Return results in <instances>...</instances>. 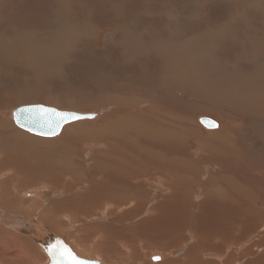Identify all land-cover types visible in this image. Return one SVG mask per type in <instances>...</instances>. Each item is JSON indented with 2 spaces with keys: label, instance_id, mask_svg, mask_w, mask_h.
Returning a JSON list of instances; mask_svg holds the SVG:
<instances>
[{
  "label": "rangeland",
  "instance_id": "1",
  "mask_svg": "<svg viewBox=\"0 0 264 264\" xmlns=\"http://www.w3.org/2000/svg\"><path fill=\"white\" fill-rule=\"evenodd\" d=\"M102 2L103 1H98L97 4L94 5L93 2L90 3L87 0H68V5L66 7L61 3L59 6H50L52 9L47 7L45 11L43 10L44 20L42 21L40 19L36 21L25 20L29 22L30 25H24L25 28H23L25 30L22 29L23 32L22 30L19 31V33L18 31L12 32L11 34L15 38L11 37L12 41L9 40L10 37L8 38L3 35L0 36V55L3 58L0 63V71H4L2 73V78L0 79V96H4L5 98L10 95L9 99H11V102L5 100H3L4 102H1L0 97V107L2 106L0 119H3V123L20 130L13 123L12 111L23 105L40 104L47 107H55L59 110L96 114V117L93 120L78 121L66 125L62 130L81 124L88 127V125L91 124L92 126L102 117L110 114V111L115 107L113 106V103L116 100V102L119 101L121 103L138 101L151 102L153 99L159 97L155 102L169 103L168 105H174V108L177 106L187 117L189 123L187 126L190 127V130H194L201 135H207L222 130V126L225 122H231L233 120L230 119L232 113L231 118H234V121L232 122H234L235 129L240 127L238 143L241 146L250 147L253 141H258L260 139L259 132L261 128L258 125L249 122L247 116L242 112V103L252 99H254L255 102H259L257 100L264 101V0H153L151 2L147 0H138V2H136L134 0L133 3H128L124 0L113 2L109 6L104 4L105 14L104 16H101L97 10V6L102 4ZM72 8L77 10L79 14L76 15L75 11H72ZM130 8H132L131 12H128V9ZM164 11L172 12L169 18H164ZM111 16L113 17L112 20L117 18V21L123 20V23H120V25L117 26V30L114 28L112 29L113 31H111L110 23L106 29H103L102 22H104V20L108 21L109 18H112ZM55 17L58 19L56 20ZM234 18L239 21H245V24L237 29L233 24L234 22H232ZM63 20L65 21L64 23L62 22ZM34 22L37 25L34 24ZM255 22H258L262 25L261 28H263L257 34H252L250 30L252 29V24ZM60 23L63 25V28ZM76 23L79 24L76 25ZM67 24L70 25L67 26ZM78 25H82L84 30L82 31V27ZM124 25L128 27L129 30H133V32L128 31L129 33H132V37H125L129 34L128 32L120 34L119 31ZM208 25L209 28L207 27ZM55 26L57 28H55ZM37 27L38 30L40 29V34ZM32 28H34L33 31ZM45 31L48 34L51 33V36ZM225 33L227 35H225ZM75 34H77V36ZM73 36L75 37V40L73 39ZM82 36H87L86 39L89 38L86 40L84 37L82 38ZM26 37L28 40H26ZM39 38H41L42 41ZM71 38L73 41L70 40ZM132 38L134 41H132ZM16 39L17 42L15 41ZM83 41L87 42L85 43ZM226 42L232 45L234 44L235 51H233V53L224 54L223 51H221V47L227 45ZM50 43L52 44L50 45ZM87 44L89 47H86ZM80 45H83L84 48ZM63 51H66L67 53ZM180 52L183 54L180 55ZM162 54H164V58H167L168 60L160 61L161 59H164L160 57ZM180 57L183 58V64L180 63ZM181 65L183 67H181ZM181 71L183 73H180ZM235 87L237 92L235 90L231 91V89H235ZM248 90L254 92L248 93ZM257 90L260 92L258 93ZM239 96L241 97L239 98ZM182 99H184L185 102H183ZM240 101H242V103H239ZM237 102L239 104H237ZM180 105L184 108L182 106L180 107ZM202 117L215 121L217 124V129L215 128L216 131L215 129L211 130L203 126L199 122V118ZM238 117L241 118L238 119ZM96 126L99 127V125ZM24 132L25 131H23V133ZM25 134L33 136V138L39 140H50L60 136L58 134L56 137L45 139L43 137L28 134L27 132H25ZM98 146L100 145L95 146V150L102 151L104 147ZM195 148L196 147L193 146L191 151ZM81 149L82 153H84L87 147L82 146ZM88 150V152L86 151L85 154H82L83 158H87L86 154H91V149L88 148ZM191 153L192 152H190V154ZM260 154L263 155L264 153ZM260 165L264 166V162H260ZM208 169L209 168L204 169L202 180L206 177V170ZM6 172L8 173V170H5V173H2V175L4 176ZM97 180L98 179H96V181ZM199 181L200 176L195 179V182ZM248 181L253 182L252 179H248ZM87 182H89V180ZM178 183V181H175V185ZM44 184H46V182H36L34 184L22 183L21 185L17 183V185H20V189L17 193L18 197L16 200L18 203H15L16 208H3V210L10 212L14 216L19 215L31 221L38 220L37 223L40 224L41 222V225H45L46 227L53 225L50 221V217H46L45 214L47 211L45 209L48 207L49 203L51 204L53 200L58 199V195L60 194L56 195L57 197L54 195L56 198L53 197V195H50V193L47 194V196H45V198H47L44 200V202H46L37 204V208L34 207L31 201L33 199L36 200L38 195L32 197L33 199H29L23 194V192L31 191L34 195V191L36 190L41 192L42 190L46 191ZM85 185H87L86 182L85 184L82 183V185H80L81 188L77 190V193H81L85 188ZM194 185L195 187H193ZM194 185L190 188L187 185V182H184L177 186L180 187L181 190L179 191L182 193L193 189L192 191L197 197L199 195V198L192 197V201L197 203V201L202 198L200 196L202 190L200 191L201 186L199 184ZM258 187H263V189L259 191L257 190ZM55 193L59 192L57 191ZM145 193L146 192L142 194L144 195L143 199L146 197ZM250 193L253 195L254 199L257 200V205L255 204L256 207H254V210H240L239 213L243 214L237 215V218L239 219L237 224L232 221L234 220L233 217H231L232 220L230 219L227 222V224H231L235 227H231L228 231L226 230V227H222L219 234L217 233V238H211V240L208 235V230H206L207 228L203 227L208 223L210 218L205 214H196V208H193L192 212H195V216L198 215L199 222L201 219L203 220L201 223L195 224L197 221L193 219L192 224L196 227L198 226V229L200 230V232L198 230L199 235L202 236L204 233V236L202 237H206L204 239L201 237L202 239L200 238L201 240L198 245H193L194 243L190 241L187 233L189 229L191 231H196V227H171L170 223L162 221L163 226L160 225L154 230L153 227H150L149 222L139 225L140 219H138L131 225L136 227L139 225L138 228L123 230V227H129V223L126 221L121 222L120 216L123 212H127L131 209L132 206L130 204L120 207L119 209L121 210L118 209L114 214H110L112 210H106L107 212L103 214V216L100 215L101 213H97L88 217L89 220H91L90 218L93 219L86 225H89L90 227L95 226L102 230L104 232L105 241H102V244L99 242L95 243V240L91 242V238H89V246L88 244H81L86 248L82 251V254L79 253L77 249V251L75 250L74 242H76V240L73 242L75 237H71L73 238L71 239L66 236V234L76 231L78 227H81L77 225V220L79 221V218L82 216H78L75 219V222L70 224V226L66 225L68 222L65 221L64 226L66 227H62L65 229H63V235H60L57 232L56 235L70 248L76 251L77 255L86 257L87 259L91 258L100 264H123L124 262L128 263V261L131 260L132 264H165L164 262L169 258L170 260H173V262H177V264H188L184 263V261L187 260L186 253L191 244L194 251L191 258L199 259L198 261H200V264L206 262L207 264H245L247 261L251 260L254 262L257 255L261 254L264 250V248L257 250L253 249V254L248 253L246 256H241L242 254L237 253L238 249L240 253H242L247 249H250L251 246L258 243L261 245L262 243L260 242H263L264 209L262 207L264 205V180L260 178L256 179V184L252 187ZM64 205L65 204L61 206ZM147 209L150 211L149 208ZM14 210H16V212ZM44 210L46 212L45 214L43 212ZM146 211L143 214H146ZM67 213L60 210V212L58 211L54 214L57 217H60ZM54 214H52V216ZM68 215L72 217L71 215L73 214L68 213ZM152 215L153 213L147 214V216ZM245 217L249 219L245 221ZM41 218L46 222L45 224L42 221H39ZM109 220H113L114 223L111 225L108 224ZM186 220L189 221L187 218ZM229 222H233L236 225ZM200 224L201 227H199ZM13 226L14 224L11 222H8L7 225H3V223L0 222V227L6 229V233L0 232L2 234L1 236H4V238L0 236V245L5 247H8V245L10 246L11 243H8L10 235H19V232L16 231ZM173 228L175 229L171 230ZM223 229L224 231L226 230V232H222ZM90 232L93 231H89L87 234L90 235ZM85 233L86 232L84 231L82 234ZM138 234L141 238L132 241L134 239L133 236ZM114 237L118 238L115 239ZM225 237L227 241L225 240ZM207 238L210 240V244H207L209 243ZM28 241L30 242L31 240ZM212 241H214V243H212ZM109 242L111 245L109 244L108 246ZM31 244L37 246L32 241ZM95 244H98L99 247L96 248L97 252H92L91 249ZM212 244L214 245V248H211ZM207 245L209 246L207 247ZM124 247L129 248V251H126ZM28 248L32 249L30 245ZM168 249L172 251L169 252ZM34 250H36V256L39 258L36 264L44 263L46 258L43 250L39 248L38 250L37 248ZM134 250L137 254L140 251V254L137 255ZM5 251H8V248ZM39 251L42 252L40 253ZM152 252L159 253L158 255L162 254V261L158 259L150 260L149 256L153 254ZM209 252L215 253L216 255L218 254L221 262L215 258L206 259L203 253ZM127 254L130 257H128ZM134 254L136 255L135 257L140 256L135 258ZM131 257L132 259L130 260ZM11 263L12 262L8 260L6 256L3 257L0 262V264ZM258 263L264 264V260Z\"/></svg>",
  "mask_w": 264,
  "mask_h": 264
},
{
  "label": "bare ground",
  "instance_id": "2",
  "mask_svg": "<svg viewBox=\"0 0 264 264\" xmlns=\"http://www.w3.org/2000/svg\"><path fill=\"white\" fill-rule=\"evenodd\" d=\"M87 1H89L90 3L93 2L94 5L97 4L98 1H103L102 4L97 6V10L99 11V14L101 16L102 15L104 16L105 14L104 4L109 6L113 2H119L124 0H87ZM125 1H127L128 3L134 2V0H125ZM135 1L138 2V0ZM147 1L151 2L153 0H147ZM61 3L66 7L68 5V0H65V2L64 0H0V36L3 35L8 38L10 37L9 40L12 41L11 39V37H13V35L11 34L12 32L18 31L19 33V31L25 28L24 25L25 26L30 25V23L25 20L28 19L30 21H36L40 19L42 21L44 20V11L47 7L53 5L59 6L61 5ZM50 9L52 8L50 7ZM131 9L132 8L128 9V12H131ZM72 11H75L76 15L79 14V12L77 10H74V8H72ZM171 13H172L171 11L170 12L164 11L165 14L164 18L165 17L169 18ZM58 18H56V20ZM112 19L113 17L109 18L108 21L104 20V22H102L103 29H106V27L110 23L111 31H113L112 29L114 28L117 30L118 29L117 26H119L120 23H123V20L117 21V18H115L114 21ZM62 22L64 23L65 21L63 20ZM232 22H234L233 24L237 29L245 24V21H239L235 18ZM79 23H76V25ZM34 24L36 23L34 22ZM69 25L67 24V26ZM261 26L262 25H260L258 22H255L254 24H252V29L250 30V32L252 34H257L263 28V27L261 28ZM61 27L63 28V25ZM80 27H82V25ZM207 27L209 28V25ZM55 28L57 27L55 26ZM83 28L84 27H82L81 29L82 31L84 30ZM33 29L34 28H32V31ZM128 31L133 32V30H129L128 27L124 25L123 27H121L119 32L120 34H124ZM80 33H85V32H80ZM131 34L132 33H129L125 37L130 38ZM48 35L51 36V33ZM75 35L77 36V34ZM225 35L227 34L225 33ZM83 37L84 36H82V38ZM86 37H84V39H86ZM39 39L41 40V38ZM73 39L75 40V37ZM73 39L71 38L70 40L73 41ZM26 40H28V38ZM15 41L17 42V39ZM132 41H134V39ZM83 42L86 43L87 41H83ZM51 44L52 43H50V45ZM88 44L86 45V47L87 46L89 47ZM226 44L227 45L225 47H221V51H223L224 54L233 53V51H235V47L233 46L234 44L232 45L227 42ZM179 54L182 55L183 53L180 52ZM160 57L164 58V54H162ZM2 59L3 58L0 55V63ZM166 60L168 59L164 58L161 59L160 61H166ZM180 60H181L180 63L183 64L182 57H180ZM181 67L183 66L181 65ZM3 72L4 71H0V79L2 78ZM180 73L183 72L181 71ZM236 87L235 89H231V91L232 90L236 91ZM239 87L242 88L241 86ZM249 90L248 93L254 92ZM9 96L10 95H8L5 98L4 96H0L1 102H4L3 100L9 102L11 100L9 99ZM240 97L241 96H239V98ZM157 98L153 99L152 101L150 99L151 102L129 101L130 103H121L119 101L116 102L117 101L116 100L114 103L112 102L114 104L113 106H115L116 108L114 107V109L110 111L111 112L110 114L105 115L92 126L90 124L87 127L81 124L78 126L68 127L63 130L61 129L62 132L57 133V135L60 133L59 134L60 136L58 138H53L56 137L57 135L52 137H43L45 139L53 138L50 140H39L37 138H33V136H28L25 134V132H27L28 134L31 133L23 129L21 132V128L16 126L14 121H13L14 125L18 127L20 130L12 128L10 125L3 123V119H0V222L3 223V225H7L8 222H11L12 224H14L13 227L16 229V231L19 232V235L16 234L17 236L12 235L10 232H9L11 234L10 237L8 238L6 236L8 238V243H11L10 246L8 245V247H5L3 245H0V262L2 261L3 257L6 256L7 259L12 262L11 264H36L39 258L36 256L35 253L36 250L34 249L37 248L38 250L39 248L43 250L44 256L46 258L45 262L42 264H48L50 263V257L47 255L48 250L50 249V247H52L53 250L54 248L59 246H65V248L67 247V249L70 250L75 256L79 257V259L94 261L91 258L87 259L86 257H81L76 254L77 250L79 251V253L82 254V251H84V249L86 248H84V246H82L81 244L83 245L88 244L89 238H91V242L95 240V243L99 242L102 244V241H105L104 232L102 230H100L95 226L90 227L89 225H86L87 223H89V221L93 219L90 218L91 220H89L88 217H90V215L93 216L97 213H101L100 215L103 216V214H105L108 210L109 211L112 210L110 214H114V212H117L120 207L128 204L132 206L131 207L132 210L129 209L128 210L129 212L128 211L123 212V214H121L120 216L121 222L126 221L127 223H129L128 224L129 227H123V230H127V229L132 230L134 228H138L140 224L145 222H149L150 227H153L154 230H156L157 229L156 227H159L160 225L163 226L162 221L170 223L171 227H196L194 224H192V220L195 219V221H197V223L195 224H199L202 222L203 219H201L199 222L197 216L200 214H205L210 219L208 223H206L203 227L207 228L206 230H208V235L210 237V240L211 238H217V235L221 231L222 227H226L227 231L230 230L231 227H235L232 226L231 224L230 225L227 224V222L231 219V217H233L234 220L232 219L231 220L237 224V222L239 221L237 215L243 214V213L242 214L239 213L240 210L243 209H248L251 211L254 210V207H256L257 205V200L254 199L253 195L250 192L252 190V187L256 184V179L260 178L264 180V166L260 165V162H264V154L263 155L260 154V153H264V101L257 100L259 102H255L254 99H252L251 97L252 100L250 101H246L247 100L246 99L245 100L246 102L244 103H242V101L239 102L243 104L242 112L245 116H247L249 122L258 125L261 128L259 132L260 139L258 141H253V143H251L252 142L251 141L250 142L251 146L245 147V146H241L238 143V135H239L240 127L238 129H235L234 122H232L234 121V118H231L232 113L230 115V119L233 120L231 122H225L222 126V130L217 132H212L207 135H201L194 130H190V127L187 126L189 124L187 121V117L184 115L181 109L179 110L177 106L174 108L173 104H172L173 106H169L168 105L169 103L166 104L164 102L163 103L158 101L155 102ZM182 100L183 102H185L184 99ZM239 103L237 102V104ZM36 105H40V104H36ZM23 106H27V105H23ZM181 106L182 105H180V107ZM1 107H0V114L2 112ZM49 108L56 109L55 107H49ZM16 109L12 111V114ZM56 110L65 111L59 109ZM240 118L241 117H238V119ZM79 121H85V120H79ZM70 124H66V125H70ZM66 125H64L63 127H65ZM96 125H99V127H97ZM215 128L217 129V124L214 128H208V129L212 130ZM23 131L25 132L23 133ZM38 137H42V136H38ZM95 144L103 146L104 148L102 149V151H96ZM82 146L87 147L84 153H82V149H81ZM193 146H195L196 148L193 151H191ZM88 148L91 149L92 152L90 155L86 154L87 158H83L82 154H85L86 151L88 152L89 151ZM190 152H192L191 154L194 157L190 154ZM207 168H209L208 170H206L207 175L202 180V175H203L202 173L204 172V169ZM5 170H8V173L6 172V174L3 176L2 173H5ZM77 171L80 173H78ZM198 176H200V181L195 182V179ZM96 179L98 180L96 181ZM248 179H252L253 182L248 181ZM88 180L89 182H87ZM175 181L179 182L177 184L178 186L180 183L187 182V185L190 188H192V185L194 184H199L201 186L200 191L202 190L200 192L201 193L200 196L202 198L199 201H197V203L193 202L192 197L199 198V195L197 197L192 191L193 189L188 190L189 192L188 191H184L183 193L180 192L179 190L181 189L180 187L175 185ZM36 182L37 183L46 182V184H44L46 191H43L42 189H41L42 192L36 190L34 191L35 193L34 195L33 192L31 191L23 192L24 196H26L29 199L38 195V198L36 200L32 198L33 200L31 201L35 208H37L36 207L37 204H42L44 200H46L47 197L45 198V196H47V194L50 193V195H53V197L60 194L58 195L59 196L58 199L53 200L52 202L50 201L51 204L49 203L48 207L45 209L47 213L45 212V210L43 211L44 214L46 213L45 214L46 217L47 218L50 217V221L53 223V225H49L48 227H46L45 225H41V222L40 224L37 223L38 220L31 221L19 215L14 216L10 212H6L5 210H3V208H7V209L16 208V204L18 203L16 200L18 197L17 193L19 192L18 190L20 189V185L22 183L34 184ZM85 182L87 183V185H85L83 191L81 193H77V190L81 188L80 185H82V183L85 184ZM17 183H19L20 185H17ZM193 187H195V185ZM262 189L263 187H258L257 190L260 191ZM57 191L59 193H55ZM144 192H146L145 193L146 197L143 199L144 195L142 194ZM38 201L41 202L39 203ZM63 204L65 205L61 206ZM147 208H149L150 211ZM193 208H196L197 211L196 214L198 215L196 216L194 215L195 212H192ZM262 208L264 209V205ZM60 210H63L66 213L68 212L70 214H73L74 216L71 215L72 217H70V215H68L67 213L66 215L57 217L54 213L55 212L57 213L58 211L60 212ZM14 211L16 212V210ZM145 211L146 214H143ZM149 213H153V215L147 216V214ZM52 214H54L55 217L54 215L52 216ZM78 216H82L79 218V221L77 220L78 222L77 225L81 227H78L76 231H73L71 233L67 232L68 234H66L67 238L75 237L73 242L76 240V242L74 243H75V250L76 249L77 250L74 251L64 241H62L56 234L58 233L60 235L61 234L63 235L65 229L62 227L65 225V221L68 222L66 223V225L70 226V224H73L75 222V219ZM186 218L189 219L190 222L187 221ZM138 219H140L139 225L137 227L131 226L132 223L137 221ZM248 219L249 218L245 217V221H247ZM39 221H42L44 224L46 223L45 221L42 220V218L39 219ZM233 222H229V223H233ZM112 223H114V221L109 220L108 224L111 225ZM235 223L233 224L236 225ZM199 227H201V224L199 225ZM196 228H197L196 231H191L190 229L189 231H187L190 241L194 243L193 245H198L202 238L203 239L206 238V237H202L204 236V233L202 234V236L199 235L200 230L198 229V226ZM174 229L175 228L171 230ZM226 230L224 231L223 229L222 232H226ZM84 231L86 233L82 234ZM89 231H93V232H90V235H88L87 232ZM0 232L6 233V229L0 227ZM1 235L2 234L0 233V236ZM262 235H263L262 237H264V234ZM2 238H4V236ZM24 238H26L27 240ZM114 238L116 239L118 237H114ZM133 238L134 239L132 241H135L140 239L141 236L138 234L136 236H133ZM28 240H31L39 247L32 245L31 241L29 242ZM210 240L209 239L207 240L209 242L207 244H210ZM225 240L227 241L226 237ZM262 241L263 242H260L262 243L261 245H259V243L255 244L251 246L250 249H247L242 253H240L238 249L237 253L242 254L241 256H246L248 253L253 254L252 251L253 249L257 250L264 248V239ZM212 243H214V241H212ZM109 244L110 242L108 243V246ZM29 245L32 247V249L28 248ZM208 246L209 245H207V247ZM213 246L214 245L212 244L211 248ZM98 247L99 245L95 244L92 247L91 251L97 252L96 248ZM192 247H193L192 244L191 246L188 247L186 253L187 260L184 261V263L200 264V261H198L199 259L191 258L192 254L194 253ZM7 248L8 251H5ZM124 248L126 249V251H129V248L126 247ZM170 251L172 250H169V252ZM139 252L138 254H140ZM158 254L159 253L151 254L149 256V259L161 260L162 254L160 255ZM200 254L201 255L204 254L206 259L208 258H215L218 260L220 259V256H218V254L216 255L215 253L209 252V253H203V254L200 253ZM135 256L136 255L134 254V257ZM128 257L130 256L128 255ZM131 259L132 257L130 258V260ZM263 260H264V250L261 254L257 255V258L254 262L251 260V261H247L245 264H257L258 262ZM131 261H128V263L124 262L123 264H129V263L132 264ZM164 263L177 264V262H173V260H170V258L166 259ZM204 264H207V262Z\"/></svg>",
  "mask_w": 264,
  "mask_h": 264
},
{
  "label": "water",
  "instance_id": "3",
  "mask_svg": "<svg viewBox=\"0 0 264 264\" xmlns=\"http://www.w3.org/2000/svg\"><path fill=\"white\" fill-rule=\"evenodd\" d=\"M95 117L96 114L94 113L58 111L56 109L42 105L21 106L17 108L12 114V118L16 126L28 131L31 134L42 137H52L57 135V133L60 132L62 127L66 124H70L79 120H91ZM199 122L207 128H214L216 126L215 121L205 117L200 118ZM62 249H65V246H59L53 250L52 247H50L47 252V255L50 257V263L48 264H57V260L54 259L53 253H55L56 257H58L59 252ZM72 255L75 256L73 253ZM75 257L78 261L82 262V264H99L95 261H88L79 259L77 256ZM59 264H64L63 260H60Z\"/></svg>",
  "mask_w": 264,
  "mask_h": 264
},
{
  "label": "snow or ice",
  "instance_id": "4",
  "mask_svg": "<svg viewBox=\"0 0 264 264\" xmlns=\"http://www.w3.org/2000/svg\"><path fill=\"white\" fill-rule=\"evenodd\" d=\"M66 118V117H65ZM54 259L57 260V264H59L60 260H63L64 264H82V262L78 261L75 256L68 249H62L59 252V256L56 257L55 253H53Z\"/></svg>",
  "mask_w": 264,
  "mask_h": 264
}]
</instances>
